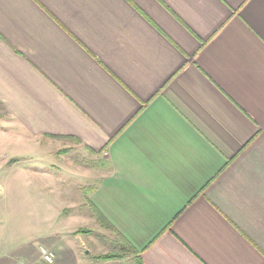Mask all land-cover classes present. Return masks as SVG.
Returning <instances> with one entry per match:
<instances>
[{"label": "crops", "instance_id": "obj_1", "mask_svg": "<svg viewBox=\"0 0 264 264\" xmlns=\"http://www.w3.org/2000/svg\"><path fill=\"white\" fill-rule=\"evenodd\" d=\"M3 146L0 264H87L67 175L143 264H264V0H0Z\"/></svg>", "mask_w": 264, "mask_h": 264}, {"label": "rangeland", "instance_id": "obj_2", "mask_svg": "<svg viewBox=\"0 0 264 264\" xmlns=\"http://www.w3.org/2000/svg\"><path fill=\"white\" fill-rule=\"evenodd\" d=\"M9 148V153L12 154L10 144L7 140L5 145ZM5 146L0 147L7 149ZM9 154L8 150L4 152ZM68 157L74 162L78 163L82 168L80 172L88 176H102L109 171V161L104 155L96 156L92 153H80V152H68ZM68 180L76 181L73 177L67 175ZM67 183V186L74 187V189H69L67 191L80 197L67 198V211L70 213L77 212L82 216L87 217V222L81 224L77 229V233L83 237L85 245L83 248L87 250V264H91L89 261V256L93 259V264H135L136 254L131 251H120L125 245L119 240L117 234L111 229L110 226L105 225L104 221L99 219V216L93 214V209H90L88 204V199L81 197L86 196L89 191H92L94 183L85 181L84 183ZM80 182V180H78ZM4 184L5 188L0 187V204L4 207L11 205L9 185ZM81 187V193L79 188ZM74 208V209H73ZM28 216L25 214L21 216L23 221H26ZM93 218L96 219L92 220ZM121 255V257H119ZM123 256V257H122ZM89 262V263H88Z\"/></svg>", "mask_w": 264, "mask_h": 264}, {"label": "trees", "instance_id": "obj_3", "mask_svg": "<svg viewBox=\"0 0 264 264\" xmlns=\"http://www.w3.org/2000/svg\"><path fill=\"white\" fill-rule=\"evenodd\" d=\"M98 216H99V219H100L101 221H104L105 225L109 226L108 223H107V222L104 220V218L101 216V214H98ZM123 243H124V244H121V245H125V246L122 247L120 251H124V252H126V251H131V252L135 253V254L137 255V256H136V262H135V264H143L142 259L138 256L139 253H138L137 251H135V250L132 248V246L129 245L127 242H123ZM119 257H121V255H120ZM122 257H123V256H122Z\"/></svg>", "mask_w": 264, "mask_h": 264}, {"label": "built area", "instance_id": "obj_4", "mask_svg": "<svg viewBox=\"0 0 264 264\" xmlns=\"http://www.w3.org/2000/svg\"><path fill=\"white\" fill-rule=\"evenodd\" d=\"M41 256L47 264H53L55 261V254L47 248H41Z\"/></svg>", "mask_w": 264, "mask_h": 264}]
</instances>
